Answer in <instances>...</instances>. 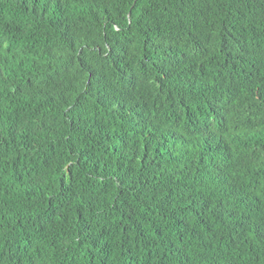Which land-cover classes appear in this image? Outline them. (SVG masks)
Returning <instances> with one entry per match:
<instances>
[{
	"label": "trees",
	"instance_id": "obj_1",
	"mask_svg": "<svg viewBox=\"0 0 264 264\" xmlns=\"http://www.w3.org/2000/svg\"><path fill=\"white\" fill-rule=\"evenodd\" d=\"M0 264H264V0H0Z\"/></svg>",
	"mask_w": 264,
	"mask_h": 264
}]
</instances>
